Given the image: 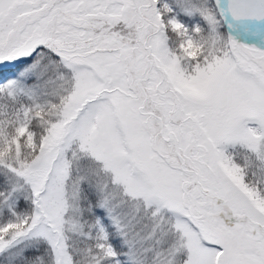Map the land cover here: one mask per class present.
<instances>
[{
	"label": "snow or ice",
	"instance_id": "snow-or-ice-1",
	"mask_svg": "<svg viewBox=\"0 0 264 264\" xmlns=\"http://www.w3.org/2000/svg\"><path fill=\"white\" fill-rule=\"evenodd\" d=\"M0 264H264V0H0Z\"/></svg>",
	"mask_w": 264,
	"mask_h": 264
}]
</instances>
